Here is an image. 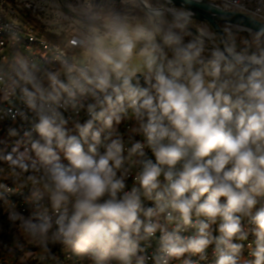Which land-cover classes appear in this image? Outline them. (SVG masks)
I'll return each mask as SVG.
<instances>
[{"label":"clouds","instance_id":"obj_1","mask_svg":"<svg viewBox=\"0 0 264 264\" xmlns=\"http://www.w3.org/2000/svg\"><path fill=\"white\" fill-rule=\"evenodd\" d=\"M207 5L222 25L173 0H64L58 63L0 64V113L17 125L0 142V207L17 247L264 264V16ZM23 190L27 215L10 199Z\"/></svg>","mask_w":264,"mask_h":264},{"label":"built area","instance_id":"obj_2","mask_svg":"<svg viewBox=\"0 0 264 264\" xmlns=\"http://www.w3.org/2000/svg\"><path fill=\"white\" fill-rule=\"evenodd\" d=\"M241 3L252 10L261 9L260 15L264 16V4L261 3V0H241ZM58 4L63 8L64 0H0V64L10 62L13 57L18 55L41 64L58 63V54L53 52L52 48L54 45L62 47L68 32L60 31L58 33L57 29L70 27L68 19L57 17L56 6ZM64 11L65 16L70 15L66 9ZM2 107L7 108L8 105L5 104ZM17 107L22 106L17 104ZM16 126L10 118L0 113V142H7L9 140L8 128ZM28 194L27 190H23L10 197L21 205L19 210L25 215L28 213L23 205ZM0 226L3 227V231H0V242L13 240V236L17 235L16 228L10 229L7 213L3 207H0ZM19 242L26 244L22 238ZM50 247L53 254L58 256V261H41L39 259L42 255L41 249L27 244L17 250H9L15 257L12 264H17L18 259L26 252L31 253V256L23 264H87L71 251L61 250L59 245H50ZM0 264H3V261H0Z\"/></svg>","mask_w":264,"mask_h":264},{"label":"water","instance_id":"obj_3","mask_svg":"<svg viewBox=\"0 0 264 264\" xmlns=\"http://www.w3.org/2000/svg\"><path fill=\"white\" fill-rule=\"evenodd\" d=\"M176 5H183L185 7L191 8L195 12V19L197 21H208L213 26H219L225 21L220 17L219 14H214L211 12L207 5V0L204 3H197L196 0H173ZM233 23H241L244 25L249 24V19L245 15H236L231 17Z\"/></svg>","mask_w":264,"mask_h":264},{"label":"rangeland","instance_id":"obj_4","mask_svg":"<svg viewBox=\"0 0 264 264\" xmlns=\"http://www.w3.org/2000/svg\"><path fill=\"white\" fill-rule=\"evenodd\" d=\"M26 245L27 243L23 247H25ZM15 246L16 244L14 243V241L10 239L0 242V261H3V264H12L15 257L12 252H9V250H12L13 248H15ZM17 248H21V247H17ZM30 256H31V253H28V252H26L25 254H22L21 257L18 259L17 264H23L24 261L30 259Z\"/></svg>","mask_w":264,"mask_h":264},{"label":"trees","instance_id":"obj_5","mask_svg":"<svg viewBox=\"0 0 264 264\" xmlns=\"http://www.w3.org/2000/svg\"><path fill=\"white\" fill-rule=\"evenodd\" d=\"M221 25H222V24H221ZM13 249L17 250L18 248H17V246H15V248H13Z\"/></svg>","mask_w":264,"mask_h":264}]
</instances>
